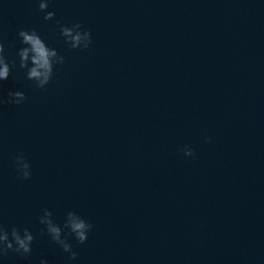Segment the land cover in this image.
Segmentation results:
<instances>
[{
    "label": "water",
    "instance_id": "95a60500",
    "mask_svg": "<svg viewBox=\"0 0 264 264\" xmlns=\"http://www.w3.org/2000/svg\"><path fill=\"white\" fill-rule=\"evenodd\" d=\"M47 11L0 0L17 61L0 95L27 96L0 105V221L35 236L29 256L0 264H264V0H49ZM57 20L83 24L90 47L70 48ZM33 28L65 57L46 89L16 56L18 31ZM45 208L62 227L68 211L92 223L85 243L68 238L75 260L41 234Z\"/></svg>",
    "mask_w": 264,
    "mask_h": 264
},
{
    "label": "clouds",
    "instance_id": "9594fccd",
    "mask_svg": "<svg viewBox=\"0 0 264 264\" xmlns=\"http://www.w3.org/2000/svg\"><path fill=\"white\" fill-rule=\"evenodd\" d=\"M48 4L49 0H39V10L45 12V20H52L55 17V12L47 11ZM56 22L60 24V35L70 48L83 50L90 47L92 33L85 29L83 24L76 22L69 26L61 24L59 20ZM17 36L23 45L16 52V56L19 58V68L25 70V78L33 81L37 88L46 89L53 79L56 66H62L65 57L56 48L50 47L34 28L20 29ZM16 66L15 59L9 61L5 44L0 39V81L7 80ZM26 100L27 96L21 90L9 91L6 98L0 95V105H20ZM181 151L186 156H194V149L190 145H185ZM14 163L21 178L29 179L31 177V166L22 152L15 156ZM39 223L44 225L41 234L46 232L51 240L68 254L69 260H75L78 256L69 242V236H74L78 243L83 244L87 241L88 234L93 228L90 221L75 211L66 213L62 227L54 221L52 211L47 208L43 209ZM34 239L35 236L29 228L25 227L21 231L19 227L13 225L9 231L8 226L0 221V258L7 256L10 251L24 257L29 256L32 252ZM40 264H48V261L41 259Z\"/></svg>",
    "mask_w": 264,
    "mask_h": 264
}]
</instances>
